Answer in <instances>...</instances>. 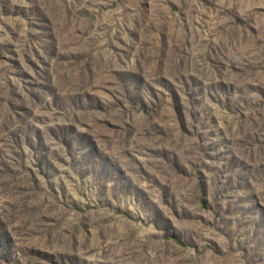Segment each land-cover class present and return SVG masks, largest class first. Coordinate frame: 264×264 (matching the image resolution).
Wrapping results in <instances>:
<instances>
[{
	"label": "rangeland",
	"instance_id": "1",
	"mask_svg": "<svg viewBox=\"0 0 264 264\" xmlns=\"http://www.w3.org/2000/svg\"><path fill=\"white\" fill-rule=\"evenodd\" d=\"M0 264H264V0H0Z\"/></svg>",
	"mask_w": 264,
	"mask_h": 264
}]
</instances>
